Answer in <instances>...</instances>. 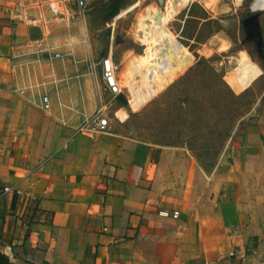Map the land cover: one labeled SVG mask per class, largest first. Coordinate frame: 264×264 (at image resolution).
<instances>
[{
  "label": "crops",
  "instance_id": "1",
  "mask_svg": "<svg viewBox=\"0 0 264 264\" xmlns=\"http://www.w3.org/2000/svg\"><path fill=\"white\" fill-rule=\"evenodd\" d=\"M74 7L0 0V264H264L261 152L246 162L256 163L259 201L244 207L231 186L216 192L220 167L206 171L183 146L75 131L96 94L89 10L71 19ZM39 57L51 70L49 114L23 100L38 98L39 80L24 72ZM19 68L31 84L20 96L11 88Z\"/></svg>",
  "mask_w": 264,
  "mask_h": 264
},
{
  "label": "rangeland",
  "instance_id": "2",
  "mask_svg": "<svg viewBox=\"0 0 264 264\" xmlns=\"http://www.w3.org/2000/svg\"><path fill=\"white\" fill-rule=\"evenodd\" d=\"M86 20L96 105L78 122L104 105L110 131L155 146H183L206 171L220 167L216 192L231 186L245 196L244 207L259 201V172L254 161L246 162L248 153L261 152L264 170V2L92 0ZM106 56L118 64L116 96L102 89L99 61ZM41 59L24 72L44 81L35 87L38 98L23 100L49 114L38 106L51 71L42 72ZM21 71L11 87L18 95L31 85ZM59 122L66 124L64 117ZM246 133L253 143L248 151Z\"/></svg>",
  "mask_w": 264,
  "mask_h": 264
},
{
  "label": "built area",
  "instance_id": "3",
  "mask_svg": "<svg viewBox=\"0 0 264 264\" xmlns=\"http://www.w3.org/2000/svg\"><path fill=\"white\" fill-rule=\"evenodd\" d=\"M74 9L71 13V19L81 20L85 17L87 11L90 8L92 0H73ZM39 50L42 52H48L49 49L43 48L40 43L37 44ZM49 58H61L62 54L60 52H53L52 54H48ZM102 79H103V91H106L108 94L112 96H116L120 93V86L118 81V64L114 62V60L110 56H106L99 61ZM44 82V81H43ZM43 82H40L38 85ZM23 93V90H21ZM38 106L40 109L49 112L51 109L50 99L46 93L41 94L38 102ZM85 116V118L77 125L75 131L77 133L91 135L93 133L98 132H107L109 129V117L107 112L105 111L104 105H99L94 110V115L89 117ZM5 191H8L9 188L7 186L4 187ZM161 215L172 217L178 216V211H172V214H169L166 211H161Z\"/></svg>",
  "mask_w": 264,
  "mask_h": 264
},
{
  "label": "trees",
  "instance_id": "4",
  "mask_svg": "<svg viewBox=\"0 0 264 264\" xmlns=\"http://www.w3.org/2000/svg\"><path fill=\"white\" fill-rule=\"evenodd\" d=\"M120 0H117V2H119ZM113 12H112V15H114V14H116L118 11H119V6H118V4H116L115 5V7L113 8V10H112ZM200 60H202V59H200ZM199 60V61H200ZM200 62H202V61H200Z\"/></svg>",
  "mask_w": 264,
  "mask_h": 264
},
{
  "label": "bare ground",
  "instance_id": "5",
  "mask_svg": "<svg viewBox=\"0 0 264 264\" xmlns=\"http://www.w3.org/2000/svg\"><path fill=\"white\" fill-rule=\"evenodd\" d=\"M264 2V0H262Z\"/></svg>",
  "mask_w": 264,
  "mask_h": 264
}]
</instances>
